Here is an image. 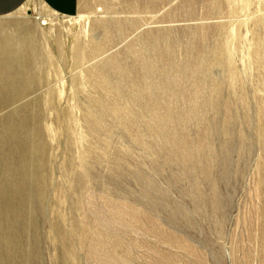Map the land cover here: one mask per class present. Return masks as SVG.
Segmentation results:
<instances>
[{"label":"rangeland","instance_id":"rangeland-1","mask_svg":"<svg viewBox=\"0 0 264 264\" xmlns=\"http://www.w3.org/2000/svg\"><path fill=\"white\" fill-rule=\"evenodd\" d=\"M0 264H264V0L0 16Z\"/></svg>","mask_w":264,"mask_h":264},{"label":"crops","instance_id":"crops-1","mask_svg":"<svg viewBox=\"0 0 264 264\" xmlns=\"http://www.w3.org/2000/svg\"><path fill=\"white\" fill-rule=\"evenodd\" d=\"M30 0H0V16L11 14L27 5ZM41 4L56 14L72 16L79 10V0H39Z\"/></svg>","mask_w":264,"mask_h":264},{"label":"bare ground","instance_id":"bare-ground-1","mask_svg":"<svg viewBox=\"0 0 264 264\" xmlns=\"http://www.w3.org/2000/svg\"><path fill=\"white\" fill-rule=\"evenodd\" d=\"M82 11V10H81ZM62 17H64V18H67L68 16H62ZM39 26H44V25H47V21L45 20V19H41V20H39V24H38ZM37 26V25H36ZM37 28V27H36ZM8 39V38H7ZM9 40V39H8ZM8 47V46H7ZM6 202V201H5ZM4 202V203H5ZM9 203V206H10V202H8ZM8 206V207H9ZM13 207V206H12ZM2 209V208H1Z\"/></svg>","mask_w":264,"mask_h":264}]
</instances>
